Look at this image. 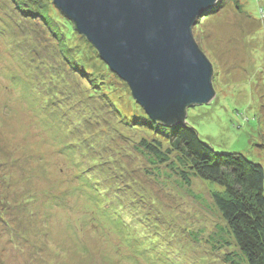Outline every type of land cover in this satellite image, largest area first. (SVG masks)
Instances as JSON below:
<instances>
[{"label":"rangeland","instance_id":"374dc122","mask_svg":"<svg viewBox=\"0 0 264 264\" xmlns=\"http://www.w3.org/2000/svg\"><path fill=\"white\" fill-rule=\"evenodd\" d=\"M24 18L0 0V264H228L238 249L208 185L150 165L134 148L150 132L122 124L99 93L138 112L127 83L60 27L87 80L65 70ZM193 31L215 94L189 106L186 122L215 151L264 164V0H221Z\"/></svg>","mask_w":264,"mask_h":264},{"label":"water","instance_id":"95a60500","mask_svg":"<svg viewBox=\"0 0 264 264\" xmlns=\"http://www.w3.org/2000/svg\"><path fill=\"white\" fill-rule=\"evenodd\" d=\"M52 1L151 118L183 119L185 106L213 99V63L193 24L218 0Z\"/></svg>","mask_w":264,"mask_h":264},{"label":"trees","instance_id":"16d2710c","mask_svg":"<svg viewBox=\"0 0 264 264\" xmlns=\"http://www.w3.org/2000/svg\"><path fill=\"white\" fill-rule=\"evenodd\" d=\"M2 2L4 7L12 8L15 14L25 17L27 21H34L35 25H40V28L46 31L42 38L49 36L48 38L52 39V44L56 47L54 55L58 56L64 69L67 68L75 74L79 73L87 80V73L80 70L83 64L75 57L76 48L64 42L63 34L59 32L60 27L73 30L75 36L84 39L86 44L89 42L77 31L74 22L64 15L52 0H2ZM220 2L221 0H218L216 4ZM212 10L213 7L205 10L202 17L197 18V24L201 23ZM79 51L81 50L77 49V52ZM95 52L98 54L97 50ZM99 58L98 54L97 59ZM98 74L103 77L102 72L99 71ZM88 85L92 93L100 90L94 87L93 81L88 82ZM99 93L108 106L113 108L114 105L115 115L121 117L122 124L134 128L135 124L139 123L150 132L148 136H141L134 147L141 151L150 165L156 168L165 165L166 168L174 171L186 186L190 185L192 178L200 179L208 185L213 203L226 225L227 235L231 236L238 249L237 253L225 254L224 262L264 264V164L251 160L239 152L215 151L209 143L199 137L196 129L186 122V109L189 106H185L182 110L183 119L173 116L168 120H159L151 118L130 95L128 98L132 108L136 107L138 110L135 108L134 110L138 112L130 110L127 114L123 112L118 99L113 101L102 91ZM104 161L97 160L93 167L103 165ZM105 176L109 181V177L106 174ZM127 186L131 184L127 182ZM95 188L99 193L100 189ZM117 198L118 205L129 208V202L127 204L122 197L121 200L119 196ZM106 208L115 214L120 213L119 208L111 203ZM154 235L143 236V242L146 238L150 239L149 237L151 242L155 241Z\"/></svg>","mask_w":264,"mask_h":264}]
</instances>
